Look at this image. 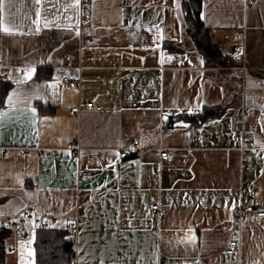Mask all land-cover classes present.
I'll use <instances>...</instances> for the list:
<instances>
[{
    "label": "crops",
    "instance_id": "0c3cea01",
    "mask_svg": "<svg viewBox=\"0 0 264 264\" xmlns=\"http://www.w3.org/2000/svg\"><path fill=\"white\" fill-rule=\"evenodd\" d=\"M196 7L234 64L198 49ZM256 193L264 207V1L0 0L2 224L86 219L77 264H264V218L238 217ZM38 232L4 234L3 264H53Z\"/></svg>",
    "mask_w": 264,
    "mask_h": 264
},
{
    "label": "built area",
    "instance_id": "2783aa9c",
    "mask_svg": "<svg viewBox=\"0 0 264 264\" xmlns=\"http://www.w3.org/2000/svg\"><path fill=\"white\" fill-rule=\"evenodd\" d=\"M247 4L253 3V0H244ZM264 1V0H261ZM90 8L89 2H84L83 9L84 11H87ZM241 48H235L233 51L234 55H238ZM79 86V82L77 81H71L64 84L65 88H77ZM82 106H85L88 109H93L100 111L102 108L100 106L95 105L93 102H88L82 104ZM79 112H77V115ZM137 146L133 145L129 150H125L123 155H129L128 153L136 151ZM25 153H21V156H24ZM161 158L171 160L174 157V153L169 150H164L160 152ZM244 165H249L251 163V157L246 156L243 160ZM85 170H80L79 175H85ZM260 199V193H256L253 197H251L248 201V203L242 208V210L239 213V219L245 220L250 217H257V218H264V207L260 206L259 204ZM150 215H157L159 217H162L164 215L163 210L161 209V206L159 204H154L150 208ZM83 222H87L86 219L77 218L75 224L73 227L68 229L67 237L71 238V241H74V258L73 261L70 264H77L76 258H75V238H77L80 230V226ZM5 228L7 231L10 232H16L23 235V238L27 240L30 236L31 232H38L40 230H49V227L45 225L40 219L35 218L31 215H26L24 218H19L17 220L10 219L5 222ZM240 248V241L237 239H234L230 242L229 248L226 250L227 254H234L238 249Z\"/></svg>",
    "mask_w": 264,
    "mask_h": 264
},
{
    "label": "trees",
    "instance_id": "16d2710c",
    "mask_svg": "<svg viewBox=\"0 0 264 264\" xmlns=\"http://www.w3.org/2000/svg\"><path fill=\"white\" fill-rule=\"evenodd\" d=\"M191 21L195 32L193 34L194 40L206 59L216 65L234 64L232 61L229 62L228 58L223 57L219 50L209 43L208 31L201 22L199 7L191 11ZM215 113L214 110L205 111L200 116V121L213 117ZM1 224L0 221V239L9 232L5 228V222ZM66 236L63 233H55L51 230L39 231L37 250L39 258H42L40 260H47V262H53V264H70L74 258V241H67ZM5 251V247L0 243V264L5 261Z\"/></svg>",
    "mask_w": 264,
    "mask_h": 264
},
{
    "label": "snow or ice",
    "instance_id": "6c2138e0",
    "mask_svg": "<svg viewBox=\"0 0 264 264\" xmlns=\"http://www.w3.org/2000/svg\"><path fill=\"white\" fill-rule=\"evenodd\" d=\"M77 3H78V0H77ZM37 15H39V13ZM4 31H8V29L5 28ZM34 71H35L34 69H31L27 72V78L28 79H31ZM20 102H21V98L16 93L9 94L7 97V104L9 107L14 106L15 104H19ZM34 111H35V109H33V112ZM163 118L166 120L168 117L164 116ZM29 255H31V252H29Z\"/></svg>",
    "mask_w": 264,
    "mask_h": 264
},
{
    "label": "water",
    "instance_id": "95a60500",
    "mask_svg": "<svg viewBox=\"0 0 264 264\" xmlns=\"http://www.w3.org/2000/svg\"><path fill=\"white\" fill-rule=\"evenodd\" d=\"M68 241H71V238L70 237L68 238Z\"/></svg>",
    "mask_w": 264,
    "mask_h": 264
}]
</instances>
